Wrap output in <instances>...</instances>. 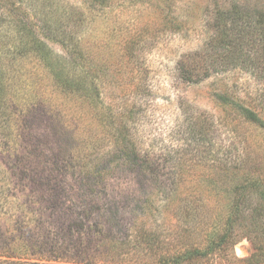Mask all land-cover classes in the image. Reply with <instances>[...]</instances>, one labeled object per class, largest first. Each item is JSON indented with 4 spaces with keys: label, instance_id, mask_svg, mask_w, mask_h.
Instances as JSON below:
<instances>
[{
    "label": "rangeland",
    "instance_id": "rangeland-1",
    "mask_svg": "<svg viewBox=\"0 0 264 264\" xmlns=\"http://www.w3.org/2000/svg\"><path fill=\"white\" fill-rule=\"evenodd\" d=\"M259 15L0 0V264H264Z\"/></svg>",
    "mask_w": 264,
    "mask_h": 264
},
{
    "label": "trees",
    "instance_id": "trees-1",
    "mask_svg": "<svg viewBox=\"0 0 264 264\" xmlns=\"http://www.w3.org/2000/svg\"><path fill=\"white\" fill-rule=\"evenodd\" d=\"M253 25V24H252ZM258 30H259V34H258V39H256V51L257 53L255 52L254 56L256 57V62L261 65L262 67L260 68V70L264 73V16L263 15H259L258 18H257V22H255V25H254ZM252 47H255V46H252ZM260 57V58H259ZM246 116L252 120V121H259V118L258 116L256 115V113L252 112V111H247L246 112ZM246 176V175H245ZM254 178L255 177H252L253 181H254ZM240 179H243L245 180L246 177H242ZM237 185V184H236ZM243 186V185H242ZM239 189V188H238ZM242 189V187L240 188V190ZM242 194V192L240 193V191L238 190V196ZM237 196V197H238ZM92 198V199H91ZM89 196L88 200H87V203L89 202V206H93L94 205V198ZM239 199V198H238ZM84 213V212H83ZM89 214H93L92 212H89L88 210H85V215H89ZM91 216V215H90ZM102 223V222H101ZM105 227H101V228H95L98 230V232L103 235L105 234L104 232L107 230V224L104 225ZM83 227V226H82ZM86 227V226H85ZM84 227V228H85ZM106 237V236H105ZM102 241V242H101ZM105 241V240H104ZM103 240H100L98 243H97V249L96 251L102 247V244L104 242Z\"/></svg>",
    "mask_w": 264,
    "mask_h": 264
}]
</instances>
